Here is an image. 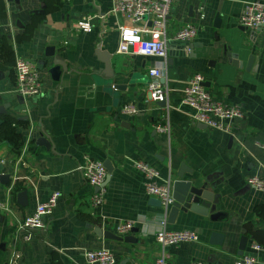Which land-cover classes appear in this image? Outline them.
Listing matches in <instances>:
<instances>
[{
	"label": "crops",
	"instance_id": "0c3cea01",
	"mask_svg": "<svg viewBox=\"0 0 264 264\" xmlns=\"http://www.w3.org/2000/svg\"><path fill=\"white\" fill-rule=\"evenodd\" d=\"M264 0H174L166 25V55L143 57L117 52L118 29L130 21L111 11L112 0H0V264L13 252L18 264H89L86 250L108 249L115 264H156L162 254L169 264L207 261L233 264L242 255L264 264V192L247 184L251 175L264 178V27L243 30L238 17L247 2ZM222 20L214 26L215 17ZM91 17L89 32L74 31L71 24ZM197 27L188 42L170 37L183 23ZM139 26H145L141 23ZM97 45L110 55L114 77L106 80ZM70 67L55 80L49 72L46 49ZM255 58L249 71L247 57ZM236 55V56H233ZM35 63L41 92L22 98L14 91V63L18 58ZM158 65L169 87L166 104L149 99L147 71ZM195 74L215 99L240 105L244 117L231 133L203 126L181 105L182 88ZM121 87V89H115ZM133 104L135 115L121 113ZM128 123V126L122 123ZM168 124L167 133L154 130ZM43 129L52 147L36 144ZM86 157L110 161L113 169L104 180L102 202L92 203L96 189L77 170ZM142 160L157 170V182L169 184L170 172L182 163L195 174L222 179L219 222L190 214L167 223L162 211L149 205L142 175L133 161ZM187 175V174H186ZM54 191L60 193L52 212L43 217L44 228L34 229L22 241L17 225ZM25 197L22 198L21 194ZM134 221V232L119 235L118 223ZM164 222L168 230H192L199 240L162 248L154 232ZM132 235L125 242L105 238L100 231ZM212 231L225 235L222 246L209 245Z\"/></svg>",
	"mask_w": 264,
	"mask_h": 264
},
{
	"label": "built area",
	"instance_id": "2783aa9c",
	"mask_svg": "<svg viewBox=\"0 0 264 264\" xmlns=\"http://www.w3.org/2000/svg\"><path fill=\"white\" fill-rule=\"evenodd\" d=\"M174 0H112L111 11L130 21V24L120 25L118 29L117 52L122 55H138L143 57H164L166 55V25L170 6ZM92 18L83 17L71 24L74 31L89 32L92 29ZM145 26H139V24ZM240 26L252 30L264 27V3L259 1L247 2L238 17ZM197 35V27L191 23H183L172 34L170 39L175 42H188ZM149 80L146 91L153 102L164 101L167 98L169 87L163 82V70L155 65L147 71ZM204 77L195 74L190 77L183 86L180 104L191 109V116L195 122L206 127L219 129L231 133L236 120L244 117V109L237 104L225 103L213 98L202 85ZM14 91L22 98H29L41 92V79L38 67L26 58L18 57L14 63ZM137 108L130 103L121 107V113L135 115ZM154 130L159 133H167L168 124L157 123ZM264 148V144L260 145ZM134 168L142 175L144 192L148 197L157 198L163 206L172 202L171 188L169 184L157 182L158 172L148 163L142 160L133 161ZM87 183L96 189L92 195V203L99 205L103 197V183L107 171L102 161L93 158H84L77 166ZM247 184L253 189L264 192V178L251 175ZM60 193L52 192L46 200L39 202L32 213L25 216L17 225L20 231V239L27 241L30 232L34 229H42L45 226L43 217L52 212L56 206ZM0 210L9 211V206L0 201ZM134 221L128 220L118 223L115 227L119 235L128 234L134 227ZM154 239L162 247L180 243H194L199 236L192 230H168L164 222L154 232ZM252 249L264 252V247L252 244ZM84 258L89 264H115V257L108 249L86 250ZM20 253L13 252L12 258L7 264H18ZM156 264H169L168 258L162 254L155 260ZM257 260L250 255H241L233 264H256ZM190 264H213L204 261H193Z\"/></svg>",
	"mask_w": 264,
	"mask_h": 264
},
{
	"label": "water",
	"instance_id": "95a60500",
	"mask_svg": "<svg viewBox=\"0 0 264 264\" xmlns=\"http://www.w3.org/2000/svg\"><path fill=\"white\" fill-rule=\"evenodd\" d=\"M222 20L219 16L215 17L214 26L219 28ZM243 30L246 28L241 26ZM262 27L256 28V32H260ZM264 48V39H262V46ZM264 51V50H261ZM46 57L50 58V61L44 64H49V72L55 80H58L61 73H67L70 71V67L64 63L61 59L54 56L52 48H47ZM95 55L99 61L103 63L102 72L105 75L106 80H111L114 77V71L111 67L110 55L106 51L100 49V45H97L95 50ZM236 56V55H233ZM255 54L251 53L247 57L245 70L249 71L252 67ZM205 85V82L202 83ZM115 89H121V87H115ZM159 104L164 106L166 104L165 100L160 101ZM124 126H128V123H122ZM203 125V124H202ZM205 126V125H203ZM36 144L47 147H52V143L49 137L44 134L43 129L40 127V135L35 140ZM103 165L107 171L106 179L110 175L113 167L110 161L105 160ZM187 174V175H186ZM215 174L200 175L195 174L192 169H189L184 163L176 171H171V180L169 182L171 188V198L172 202L168 206H163L161 201L157 198L150 197L149 205L158 208L162 211L166 218L167 223H173L175 219L179 216L181 218H187L190 214H196L202 217H208L209 222H219L220 217L224 215V212L218 210L219 203V192H214L216 187L222 183V179L215 177ZM7 174L0 175V181L7 182ZM104 185V183H103ZM21 197L24 198L25 194L22 193ZM132 232L135 229L131 230ZM101 235L105 238H111L114 240L131 242L134 241L132 235L117 236L110 233L109 231H100ZM225 235L220 231H212L208 240L209 245L222 246ZM246 247V238L241 237L238 246V254L241 256ZM214 255L211 253L207 256V263L214 262ZM220 264V263H218Z\"/></svg>",
	"mask_w": 264,
	"mask_h": 264
}]
</instances>
